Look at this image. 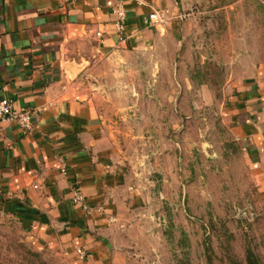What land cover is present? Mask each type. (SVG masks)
I'll return each mask as SVG.
<instances>
[{
	"label": "crops",
	"instance_id": "1",
	"mask_svg": "<svg viewBox=\"0 0 264 264\" xmlns=\"http://www.w3.org/2000/svg\"><path fill=\"white\" fill-rule=\"evenodd\" d=\"M154 11L162 21H148ZM188 26L181 0H0V97L33 112L30 131L0 120V220L17 221L70 264L131 257L130 218L119 208L138 197L104 108L138 90L142 50L182 45ZM222 110L264 190V78L234 86ZM75 190L88 210L73 201Z\"/></svg>",
	"mask_w": 264,
	"mask_h": 264
},
{
	"label": "rangeland",
	"instance_id": "2",
	"mask_svg": "<svg viewBox=\"0 0 264 264\" xmlns=\"http://www.w3.org/2000/svg\"><path fill=\"white\" fill-rule=\"evenodd\" d=\"M181 1L182 45L142 50L138 90L104 108L138 197L120 204L132 237L121 264H249V250L264 264V190L222 110L234 86L264 78V0ZM0 264L70 262L3 218Z\"/></svg>",
	"mask_w": 264,
	"mask_h": 264
},
{
	"label": "built area",
	"instance_id": "3",
	"mask_svg": "<svg viewBox=\"0 0 264 264\" xmlns=\"http://www.w3.org/2000/svg\"><path fill=\"white\" fill-rule=\"evenodd\" d=\"M117 20L115 21V29L119 34H123L126 24V13L122 5L116 8ZM163 13L154 11L150 14V22L157 23L162 21ZM0 120L3 122H16L18 126L25 130L30 131L33 127V112L30 110L17 111L14 108V101L12 98L0 97ZM73 201L81 204L84 209H89L84 201V196L78 190L74 191Z\"/></svg>",
	"mask_w": 264,
	"mask_h": 264
},
{
	"label": "trees",
	"instance_id": "4",
	"mask_svg": "<svg viewBox=\"0 0 264 264\" xmlns=\"http://www.w3.org/2000/svg\"><path fill=\"white\" fill-rule=\"evenodd\" d=\"M253 257H254V254H253V252L252 251H250L249 250V252H248V262H249V264H253Z\"/></svg>",
	"mask_w": 264,
	"mask_h": 264
}]
</instances>
